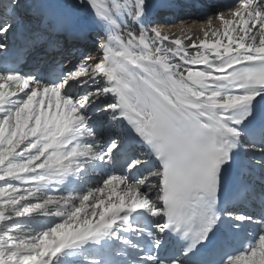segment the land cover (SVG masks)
Segmentation results:
<instances>
[{
    "label": "snow or ice",
    "instance_id": "snow-or-ice-1",
    "mask_svg": "<svg viewBox=\"0 0 264 264\" xmlns=\"http://www.w3.org/2000/svg\"><path fill=\"white\" fill-rule=\"evenodd\" d=\"M152 12L0 0V264H264V0Z\"/></svg>",
    "mask_w": 264,
    "mask_h": 264
},
{
    "label": "bare ground",
    "instance_id": "bare-ground-1",
    "mask_svg": "<svg viewBox=\"0 0 264 264\" xmlns=\"http://www.w3.org/2000/svg\"><path fill=\"white\" fill-rule=\"evenodd\" d=\"M151 4L153 6L152 18L157 22V27L162 28L165 33L172 34V38L180 36V38L184 39L190 35L191 40H197L198 37L203 38V31L220 29L222 32V23L216 18L215 14L218 11H222L225 18L232 19V12L235 11V3L232 4L230 0H170V2H166V0H151ZM226 5L231 7L226 8ZM161 10H165L163 14L168 19L160 18L158 14L162 12ZM174 16L175 18L171 19ZM209 17H212L211 21H209ZM233 27L237 26L233 25ZM239 34L242 35V33ZM233 35L235 36L237 33H233ZM210 39H215V37H210ZM191 40L185 39V44H190ZM224 43H227V38L224 39ZM89 46H91L89 52L93 56L99 55L94 44ZM68 67L70 68L71 66ZM104 178L106 177L103 175L96 177L97 181H102ZM92 186L101 187L103 185L102 183H93ZM88 187H91L90 184ZM111 187H115V182H113ZM117 191H120V189L117 188ZM109 193L110 189L106 188L103 195L107 196ZM51 194L57 195L58 193L53 192ZM112 199L115 200L116 198L112 197Z\"/></svg>",
    "mask_w": 264,
    "mask_h": 264
},
{
    "label": "rangeland",
    "instance_id": "rangeland-1",
    "mask_svg": "<svg viewBox=\"0 0 264 264\" xmlns=\"http://www.w3.org/2000/svg\"><path fill=\"white\" fill-rule=\"evenodd\" d=\"M163 12H165V11L163 10ZM163 12H162V13H163ZM162 13L159 14V15H160V18H161V19L166 18L165 15H162ZM89 47H91V46H89ZM92 185H93V183L90 184L91 188H92V187H93V188H96V187L98 186V184H97L96 187H94V186H92Z\"/></svg>",
    "mask_w": 264,
    "mask_h": 264
}]
</instances>
